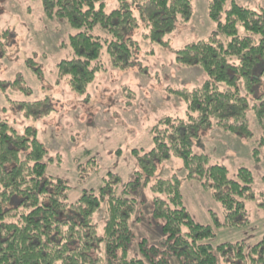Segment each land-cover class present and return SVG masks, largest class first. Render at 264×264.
I'll use <instances>...</instances> for the list:
<instances>
[{"label":"trees","instance_id":"obj_1","mask_svg":"<svg viewBox=\"0 0 264 264\" xmlns=\"http://www.w3.org/2000/svg\"><path fill=\"white\" fill-rule=\"evenodd\" d=\"M116 1L118 8L105 13L104 0H43L46 19L64 20L79 30L68 40L70 59L56 66L57 83L64 79L71 91L83 94L96 74L105 71L100 62L104 46L114 69H130L138 64L134 31L143 28V39L166 47L176 23L186 24L193 15L189 0ZM207 14L214 25L211 35L174 54L176 66L197 67L206 80L193 89H170L185 103V118L157 121L151 130L152 148L131 151L136 170L126 184L120 186L119 176L109 173L97 191L68 203L66 183L45 174L46 162L53 159L35 130L26 127L20 133L0 119V264H264V237L252 246L238 242L212 247L208 241L214 231L188 213L180 178L156 177L158 165L178 158L185 179L211 192L219 203L220 226L248 225L245 201L254 199L251 172L239 168L231 179L224 166L194 151V140L212 126L252 138L251 112L260 131L257 147L264 148V95L256 91L264 82V12L235 0H209ZM96 26L108 37L92 35ZM239 29L248 35H240ZM6 85L0 81V89ZM20 105L35 118L53 111L47 99ZM258 153L253 151L256 160ZM147 186L153 200L151 217L163 222L164 238L157 245L143 240L136 256L130 253L136 202L130 195ZM256 200L264 210V194ZM103 203L106 217L99 231L95 217Z\"/></svg>","mask_w":264,"mask_h":264},{"label":"rangeland","instance_id":"obj_2","mask_svg":"<svg viewBox=\"0 0 264 264\" xmlns=\"http://www.w3.org/2000/svg\"><path fill=\"white\" fill-rule=\"evenodd\" d=\"M189 1L192 18L186 24L176 23L175 31L165 39L168 46L143 39V28L134 31L131 37L137 43L138 64L127 70L111 66L104 46L100 62L105 71L98 72L86 91L78 94L69 89L64 79L57 83L56 66L61 60L70 59L68 40L79 30L64 20L46 19L43 0H0V81L7 84L0 89V119L20 133L26 127L35 130L37 139L53 159L46 162L45 174L66 183L68 203L77 201L84 192L97 191L109 173L119 176L120 186L131 181L136 170L131 151L147 152L152 148L151 130L162 117L185 118V103L173 96L170 89L199 87L206 75L197 67L176 66L174 54L185 45L207 39L214 31L207 14L209 0ZM235 1L264 12V0ZM104 5L105 13L118 8L116 0H104ZM133 10L137 16L135 6ZM239 32L248 35L242 29ZM90 33L101 39L108 37L98 26ZM256 91L264 95V82ZM46 99L53 111L42 118H35L32 113L26 115L20 108L21 103ZM248 117L252 138H240L212 126L200 131L194 140V151L224 166L231 179L236 178L239 168L251 172L254 199L245 201L248 225L220 226L223 214L219 203L211 192L185 179L178 158L157 166L156 177L167 179L176 174L180 178L188 213L196 223L214 231V237L208 241L212 247L238 242L252 246L264 237V210L256 200L264 194V148L257 147L260 131L251 112ZM255 149L259 152L257 160L253 155ZM130 196L136 200L135 216L130 220L134 234L130 253L139 256L140 242L157 245L164 238L163 222L151 217L153 200L149 186ZM105 217L103 203L95 217L99 231Z\"/></svg>","mask_w":264,"mask_h":264}]
</instances>
